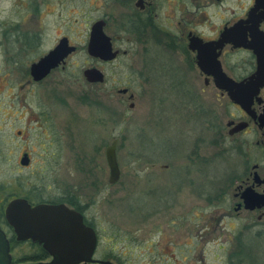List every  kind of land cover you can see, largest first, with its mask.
Segmentation results:
<instances>
[{
    "label": "rangeland",
    "instance_id": "obj_1",
    "mask_svg": "<svg viewBox=\"0 0 264 264\" xmlns=\"http://www.w3.org/2000/svg\"><path fill=\"white\" fill-rule=\"evenodd\" d=\"M94 2L99 3V0H0V184L4 187L5 195L8 192L7 197H10V194L16 193L35 200L37 194L45 199H54L58 195L68 193L78 202H87L86 206L93 208L91 211L95 212L97 217L102 214L106 218L105 226L109 224L108 229L101 231L96 255L103 254L107 249H111L113 253L123 252L121 264H223L218 261L221 258L217 256L219 250L216 244L203 243L195 236L197 230L183 231V228L175 225L177 214L182 207H203L205 200L194 196L193 191L190 192L186 187L178 188L179 185L174 187L176 191L165 196L163 185L172 184L175 172L173 169L183 160L185 146L182 144L181 132L185 130L183 132L186 134L187 127L194 128L193 124L190 125L184 120L185 111L180 102L179 91L175 92L166 80L163 82L165 76H159L156 69L150 73V82L132 81L136 78V72L133 70L136 56L133 54L118 56L115 61L109 63H103L86 54L88 25L84 18L88 8H91L89 4H95ZM17 22L34 30H42L43 38L39 51L20 52L27 54L23 56L17 53L19 47L13 43V39L5 41L2 35L9 27L7 24H10L9 30L14 32ZM62 33L69 36L75 51L65 61V69L51 72L36 86V91L45 103L49 101L46 98L52 97V94L60 97L64 95L65 98L67 96L71 99L72 109L59 113L57 121L72 119L68 135L72 139L69 149L64 152L61 165L52 166L49 163L45 156L49 152H45L43 140L42 146L38 143L32 144V163L23 168L14 163L20 147L10 150V160H5L7 147L4 145L6 129L2 125L3 118L7 111L12 113L17 110L13 103L11 108L5 107L7 95L25 92L28 84L23 83L22 88H18L23 81L22 71L27 69L30 61L45 53ZM243 54L238 53L229 59L239 63ZM158 56V64L169 59L168 54ZM176 56L175 59L171 58L174 66L179 68L182 77L191 84L192 89L195 86L198 89L200 86L202 107L207 112L210 111L214 104L213 94L217 91L215 92L212 86L202 87V76L198 77L191 54L186 52ZM88 66H94L104 73L106 80L103 84H88L84 80L81 71ZM63 73H67L69 77L65 78ZM170 73L165 70L166 77ZM112 79L119 82L114 87H109ZM123 86L133 93L134 99H128L127 94L117 93L116 89ZM103 88L110 91L109 94L106 92L104 98V94H99ZM56 100L58 99H54ZM215 103L219 115L221 116L222 112L225 114L227 99L218 95ZM102 106L106 109L105 114L97 112ZM109 110L115 112L113 116L119 120V129L116 127L114 131V120L112 119L111 123L107 121ZM103 115L106 117V126H102L98 121L99 124L95 123V120ZM226 119L227 116H223V121ZM191 121L193 123L192 118ZM201 126V135L206 137L204 121ZM15 127L21 128L20 125ZM188 133L186 136L192 137L194 130ZM112 138L117 140L115 155L120 175L116 182L109 184L104 148ZM186 147L185 150L188 149ZM200 153L201 178L207 180L206 184H209L211 176L214 175L219 180L237 167L234 158L226 157L225 154L223 156L221 150L212 149L209 145L206 147L203 144ZM215 154V162L212 165L208 159ZM171 162L175 165H172L173 169L169 172L163 165ZM87 173L88 179L85 178ZM40 174H51L57 178L52 182L46 179L43 181L44 179L38 177ZM88 182L94 185L89 186ZM169 201H173L172 204L169 205ZM165 205L173 210L166 212L167 210L162 208ZM136 208L139 209L135 210ZM144 211L149 213L145 220L141 217ZM133 212L139 215L133 216ZM111 224L114 227L110 226ZM100 225H104V222L101 221ZM155 228L160 229L156 231ZM130 238H136L137 247ZM29 250L27 244H21L14 248V256L26 255ZM183 251L186 258L181 261L176 256L182 255ZM139 252L142 256L135 259ZM148 256H152L154 261H150ZM251 262L264 264V252L260 256L253 255ZM35 263L32 260H24L15 264Z\"/></svg>",
    "mask_w": 264,
    "mask_h": 264
},
{
    "label": "flooded vegetation",
    "instance_id": "obj_2",
    "mask_svg": "<svg viewBox=\"0 0 264 264\" xmlns=\"http://www.w3.org/2000/svg\"><path fill=\"white\" fill-rule=\"evenodd\" d=\"M94 3L89 4L91 8H88L85 13L84 20L88 25L87 38L93 22L101 21L102 32L108 37L111 50L116 52L110 60L96 59L103 63H109L121 55L124 56L128 53L135 55L133 70L136 72V78H133L132 81L137 83L150 82V73L156 69L157 74L158 72L160 74L159 76H165L163 82L166 80L168 86L173 87L175 92L179 91L180 102L185 111L184 120H187L190 125H194L193 129L191 126L187 127L188 132L194 130L192 137L190 135L187 137L186 135L189 133L186 132L185 134L183 129L184 132H181L182 144L188 148L185 150L184 147L183 150L184 161H179L178 165H175L174 162L163 165L164 169L169 172L173 169H171L172 165H175L172 184L163 186L165 196L176 191L174 190L176 185H179L178 188L180 189L186 187L190 192L193 191V195L197 198H203L205 206L182 207L181 211L178 209L180 213L177 214L175 225L183 228V231L194 229L196 232L197 230L195 236L203 243L213 242L216 244L219 250L217 256L221 258L218 261L223 264H254L251 262V257L257 256V254L260 256L264 252V84L257 93L260 101L257 102L253 98L250 104L251 113L247 114L238 104L228 99L225 91L215 86L212 75L205 74L197 67L196 49H191L189 45L191 46L197 39L202 42L217 41L225 32L227 40L231 37L234 39L241 36L246 41L252 42L251 35L255 25L259 31L264 33V17H261L264 13V0H256V3L255 0H99V3ZM251 9H254L253 17L248 18ZM21 22L16 23L14 32L9 30L10 24H7L9 27L3 32L2 37L5 38V41L13 39V43L19 47L17 53L26 56L27 54L24 53V55L20 52L39 51L43 36L41 29H31ZM230 30L236 32H229ZM61 38L66 39L67 46L74 47L73 51L67 53L44 77L38 80L34 79L29 72L30 64L51 50ZM256 43L259 41L257 40ZM74 51L75 46L71 44L69 36L65 33L60 34L45 53L30 61L27 69L25 67L27 71H22L23 81L18 88L20 90L23 83L28 84L25 92L23 94L15 93L13 96L7 95L9 102H5V107L11 108V103H13L17 109L12 113L7 111L3 118L2 125L6 129L4 145L7 147V156L5 157L7 162L10 160V150L20 147L18 154L15 155L14 163L23 168L28 167L32 163V144L38 143L42 146L41 143L44 140L43 148L45 152H49L45 155L49 163L52 166L62 164L64 152L69 149V142L72 139V137H68L72 119L57 121V115L59 116V113L63 111L71 110L72 102L67 96L69 101L64 95L60 97L52 94V97L46 95V99L49 101L45 103L42 97L38 95L36 86L41 84L42 80L54 70H64L65 61ZM186 52L192 55L191 60L198 71V77L202 76L200 79L202 87L212 86L215 92L217 91L213 94L214 104L208 112L203 109L201 104L200 86L198 89L196 86L192 89L191 84L182 77L181 71L174 66V61L171 59L172 57L175 59L176 55L179 56V54ZM165 53L168 54L169 59L160 64L156 63L159 61L158 55H166ZM215 53L222 72L235 81L245 79L255 70V56L251 49L233 46L230 41H223L219 47L215 48ZM238 53H244L241 56L242 60L239 63L232 62L229 58ZM140 69L143 70L137 71ZM165 70L171 72L168 77H166ZM100 72L102 74L100 82L84 80L88 84L98 83L101 85L105 82L106 77L102 71ZM63 75H66L65 78L69 77L67 73H63ZM61 81L64 82V79ZM118 82V80L112 79L109 87H114ZM122 89H125V92H121ZM116 91L121 95L127 94V98L130 100L134 99L133 93L129 92L126 86L118 88ZM106 92L110 93L109 90L103 88L99 94H104L102 97L104 98ZM218 95L228 101V107L225 110L226 115L223 112L221 116L219 115L215 103ZM68 96L70 95L68 94ZM54 99L58 100L54 101ZM102 107L97 110L99 114L106 112V109ZM69 112L72 113V111ZM113 114L115 112L109 110L107 121L111 123V120H114L112 122L114 131L119 126V120ZM202 114H204L203 117ZM223 116H227L225 121H223ZM97 119L95 120L96 124L100 122L102 126L107 125L104 115ZM203 121L206 137L201 135ZM241 124L243 125L240 126ZM16 125H20L21 128H16ZM203 144L206 147L209 145L212 149L221 150L223 156L225 154L226 157L234 158L237 167L219 180L214 175L211 176L209 184H206L207 180L201 178L199 162L202 158L200 150ZM22 157L26 160V164L20 163ZM215 157L216 154L208 159L212 165L215 162ZM38 177L44 179L43 181L46 179L50 182L56 181L57 178L51 174H40ZM88 177L89 174L85 178L88 179ZM90 184L93 183H87L89 186ZM38 189L41 190V188ZM10 195L7 197L9 196L7 192L2 209L9 200L24 198L30 205L62 203L80 215L82 223L93 230L96 241L92 254L93 261L78 264H102L101 261H109L112 264L122 263L123 252L118 253L116 251L113 253L111 249H107L103 254L96 255L101 231L104 228L108 229L109 224L105 226L107 224L106 218L96 212L99 215L97 217L95 212L91 211L93 208L86 206L87 202H78L68 193L58 195L54 199H45L37 194L35 200L27 198L26 195L16 193ZM172 202L169 201L168 204L170 205ZM162 208L167 210L166 212L173 210L166 205ZM143 213L141 217L145 220L149 213L147 211ZM136 214L139 215V213L133 212V216ZM101 221L104 222V225H100ZM110 226L114 227L113 224ZM158 229L160 228H155L156 231ZM3 230L5 232V229ZM8 231V234L6 232L5 234L9 242L12 264L24 260L47 262L51 259V256L37 242H32L29 239L16 240L11 227ZM12 235L14 242L18 244H14L16 247L21 244H27L28 247L35 244L40 249L39 254L30 249L28 259H22V256H14L15 247L12 249L10 245ZM130 239L136 243L135 246L137 247L136 238ZM33 256L35 257L33 258ZM140 256L142 255L139 252L135 255V259H139ZM176 257L184 261L186 255L183 251L182 255ZM148 258L150 261H154L152 256H148Z\"/></svg>",
    "mask_w": 264,
    "mask_h": 264
},
{
    "label": "water",
    "instance_id": "obj_3",
    "mask_svg": "<svg viewBox=\"0 0 264 264\" xmlns=\"http://www.w3.org/2000/svg\"><path fill=\"white\" fill-rule=\"evenodd\" d=\"M253 10L249 11L248 18L253 17ZM261 17H264V13ZM234 30L229 32H236ZM225 34L226 32L217 41L202 42L197 39L189 47L196 49L197 67L205 74L212 75L215 86L225 91L231 102L238 104L247 114H250L252 99L260 101L257 93L264 84V33L259 31L255 25L251 35L252 42L246 41L241 36L234 39L231 37L227 40ZM257 40L259 43H256ZM223 41H230L233 46L252 50L255 56V70L252 74L245 79L235 81L222 72L216 59L215 48L219 47ZM73 49V46H67L65 38H61L51 50L30 64V75L36 80L41 79ZM85 49L88 56L100 60H110L115 56L116 52L111 50L108 37L102 32L101 21H95L90 26ZM82 75L88 82L102 80L101 72L95 67L83 69ZM120 91L125 92V89ZM115 144L116 139H112L104 149L108 168L107 183L109 184L116 182L120 175L115 155ZM20 163L26 164L24 157L21 158ZM3 218L6 224L11 227L16 240L29 239L32 242H37L51 256L49 261H38L35 264H78L93 261L92 254L96 241L93 230L82 223L81 217L76 211L62 203L30 205L24 198H13L4 206ZM101 263L112 264L109 261H101ZM0 264H12L9 242L1 226Z\"/></svg>",
    "mask_w": 264,
    "mask_h": 264
},
{
    "label": "trees",
    "instance_id": "obj_4",
    "mask_svg": "<svg viewBox=\"0 0 264 264\" xmlns=\"http://www.w3.org/2000/svg\"><path fill=\"white\" fill-rule=\"evenodd\" d=\"M5 197H6V195H5V191H4V187L2 186V184H0V226H1V228L2 229H5V232L8 234V229L10 228L7 224H6V222L4 221V218H3V209H2V207H3V203H4V200H5ZM27 198H29L30 199V197H28L27 196ZM10 237V236H9ZM11 238V240H10V245H11V248L13 249L14 247L16 248V246L14 245V244H16L17 242H14V238H13V235L10 237ZM16 245H18V244H16ZM30 249H32V250H35V252H37L38 254H39V252H40V249H39V247H37V246H35V244H31L30 246ZM31 250V251H32ZM30 251V250H29ZM29 252H28V254H26V255H24V256H22V259H28L29 257ZM35 256H33V258H34ZM32 258V257H31Z\"/></svg>",
    "mask_w": 264,
    "mask_h": 264
}]
</instances>
